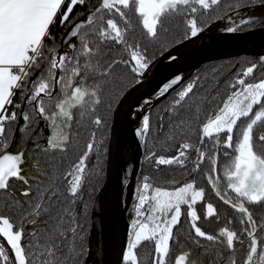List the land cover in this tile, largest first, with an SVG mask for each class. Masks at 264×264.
<instances>
[{
    "label": "snow or ice",
    "instance_id": "1",
    "mask_svg": "<svg viewBox=\"0 0 264 264\" xmlns=\"http://www.w3.org/2000/svg\"><path fill=\"white\" fill-rule=\"evenodd\" d=\"M256 28L264 0H0V264H264V54L153 71ZM120 119L147 170L113 154ZM109 187L118 241L90 218Z\"/></svg>",
    "mask_w": 264,
    "mask_h": 264
},
{
    "label": "water",
    "instance_id": "2",
    "mask_svg": "<svg viewBox=\"0 0 264 264\" xmlns=\"http://www.w3.org/2000/svg\"><path fill=\"white\" fill-rule=\"evenodd\" d=\"M180 54L174 52L173 55L178 56V59L173 62L171 60H162L153 71L156 73V80H162L170 73L180 70L178 74H182L186 79L191 77L202 65L240 56L256 57L264 54V29L256 28L247 30L242 33L228 34L223 32H207L202 39H195L192 43H187L186 46L180 47ZM151 75V74H150ZM139 93H133L126 102L123 111H127L128 104H133L135 107V100ZM130 124L123 119L118 121V126L114 130L110 147L113 154L119 145L120 156L123 159L133 163L136 171L139 168V161L141 156V147L138 146L132 134L129 132ZM115 165L112 157L105 166V174L103 183L112 181L114 183ZM135 183V180H132ZM123 199L126 204L121 207H130L132 201L128 198V190L125 189ZM90 218L93 222V233L96 239H99L103 234H113L118 241L124 223L127 218V212L121 218L120 213L116 211L112 189L109 187L108 191L102 196L98 193L96 204L91 208ZM111 258V257H110Z\"/></svg>",
    "mask_w": 264,
    "mask_h": 264
},
{
    "label": "trees",
    "instance_id": "3",
    "mask_svg": "<svg viewBox=\"0 0 264 264\" xmlns=\"http://www.w3.org/2000/svg\"><path fill=\"white\" fill-rule=\"evenodd\" d=\"M247 31V30H246ZM211 32H217L215 29H213ZM243 58H245V56H240V57H236V58H231V59H226V60H219V61H214V62H210V63H207V64H204L202 65L191 77L189 78H192L198 74L200 75H204L205 73H208L210 74L211 72V69L214 67V66H219L223 63H226V62H236L238 60H242ZM247 58H253V57H247ZM188 78V79H189ZM143 152H144V149L141 147V156H140V161H139V168H138V171L137 173L143 171V170H147V166L145 165L144 168L142 169L141 167V161L143 160ZM171 175H173V173H169L168 174V177L170 178ZM174 175H176L177 179H179V174L178 173H175ZM103 178H104V174H103V177L101 179V183H103ZM222 211H223V208H222Z\"/></svg>",
    "mask_w": 264,
    "mask_h": 264
},
{
    "label": "flooded vegetation",
    "instance_id": "4",
    "mask_svg": "<svg viewBox=\"0 0 264 264\" xmlns=\"http://www.w3.org/2000/svg\"><path fill=\"white\" fill-rule=\"evenodd\" d=\"M105 174V173H104ZM103 180H104V178H103ZM90 213H91V209H90Z\"/></svg>",
    "mask_w": 264,
    "mask_h": 264
}]
</instances>
